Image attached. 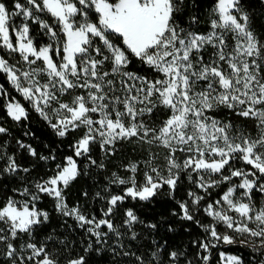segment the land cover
I'll return each mask as SVG.
<instances>
[{
  "label": "snow or ice",
  "instance_id": "6c2138e0",
  "mask_svg": "<svg viewBox=\"0 0 264 264\" xmlns=\"http://www.w3.org/2000/svg\"><path fill=\"white\" fill-rule=\"evenodd\" d=\"M253 16L246 0H208L204 12L201 0H0V77L22 98L0 84V111L18 125L35 113L70 149L45 155L16 139L26 166L0 122V264H212L216 252L217 264H264V31ZM125 143L142 156L109 175ZM92 169L105 183L70 204ZM158 197L171 206L157 221L125 207ZM45 200L84 233L80 251L49 228ZM172 218L200 230L187 247L160 235L162 222L177 231Z\"/></svg>",
  "mask_w": 264,
  "mask_h": 264
},
{
  "label": "trees",
  "instance_id": "16d2710c",
  "mask_svg": "<svg viewBox=\"0 0 264 264\" xmlns=\"http://www.w3.org/2000/svg\"><path fill=\"white\" fill-rule=\"evenodd\" d=\"M207 3L208 0H201V12L206 11ZM246 3L248 4L250 11L254 14L253 19L256 29L258 31H264V4H262L260 0H246ZM186 19L187 16L185 14V21ZM0 84H3L6 89L12 91L11 85L8 84V82L3 77H0ZM12 94L17 95V98L22 100V98H20L14 91H12ZM30 115L31 121H24L22 125H18L7 118L6 113L0 111V122L6 121L5 126L9 127L10 135L6 139L8 140L11 149L16 150L15 140L19 139L25 143L32 144V146L35 147L41 154L47 155L49 153V148L45 147V145H50L51 148L55 149L60 156L70 152V149L67 146V140H65L64 144H60L59 138L54 136V134L51 132V129H49L35 113H30ZM29 130L34 135H24L25 131ZM117 148V153L114 156H109L105 160V163L108 165L109 175L111 172L117 171L118 166L121 164L127 163L130 159H139L142 156V153L138 149L134 150V145L125 143L123 145H118ZM16 154L26 166L31 161V158L27 155L26 151L16 150ZM96 157L104 159V153L97 149V151L94 153V158ZM44 171H46V166L44 165V162H40V166L36 168L34 175ZM104 183V171L92 169L90 176H82L71 186L70 190L68 191V202L72 204L79 201L80 203L84 204L85 201L82 196V192L87 189L90 193L94 194L97 188L102 187ZM177 195L180 196L183 195V193L181 192ZM261 202L264 203V201ZM43 203L47 206V209L53 216V221L49 228L55 227L57 231L61 233L62 237H66L72 242L76 248V251H80V249L83 247L80 241L84 237V233L75 227V222L71 219L68 220V225L70 227H64L62 219L59 218L52 210V201L45 200ZM101 204L102 202H93L91 198H89L86 202V206L90 209H99ZM129 206L134 207L137 214L142 219H145L146 221H157L160 219L162 214L165 216L167 215V209L171 205L158 197L152 203L134 202L129 200L125 204V207ZM168 223H173L177 231L174 233L167 232V223L162 222L160 235L167 236L170 238V242L182 244L185 247L188 246V242L191 239H194L200 231L195 225H191V235H189L188 233L184 232L182 227H180L181 222L177 221L175 218L169 220ZM220 250L225 251L227 254L243 255L242 251L235 246H221ZM191 251L195 252L196 249L192 248ZM218 261L219 255L218 252H216L212 260V264H217ZM93 264H111V257H94Z\"/></svg>",
  "mask_w": 264,
  "mask_h": 264
}]
</instances>
